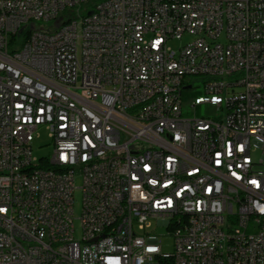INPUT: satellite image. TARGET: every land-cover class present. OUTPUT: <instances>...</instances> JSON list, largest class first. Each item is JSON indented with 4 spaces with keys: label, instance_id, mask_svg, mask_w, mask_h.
<instances>
[{
    "label": "built area",
    "instance_id": "obj_1",
    "mask_svg": "<svg viewBox=\"0 0 264 264\" xmlns=\"http://www.w3.org/2000/svg\"><path fill=\"white\" fill-rule=\"evenodd\" d=\"M89 1L0 0V264H264V0Z\"/></svg>",
    "mask_w": 264,
    "mask_h": 264
},
{
    "label": "rangeland",
    "instance_id": "obj_2",
    "mask_svg": "<svg viewBox=\"0 0 264 264\" xmlns=\"http://www.w3.org/2000/svg\"><path fill=\"white\" fill-rule=\"evenodd\" d=\"M97 2V0H91L81 6V8H75V12L81 11L82 14H86L85 12L91 8V6ZM81 17H64V24L68 23L70 20L80 19ZM35 30H49L50 25L43 21H33L26 25L24 28L23 33L20 35L22 39L30 30L31 28ZM54 29V28H53ZM198 37L192 35H185L180 40H171L169 45L174 50H179L180 48L186 46L187 44L195 41ZM224 41V40H223ZM225 43V41L223 42ZM194 83L196 86H199L202 89V81L200 77L193 78ZM40 137L37 138L33 145L34 155L38 158H48L52 154L53 146L51 143V139L49 137L48 132L45 129H42L40 132ZM255 157L260 158L261 154H255ZM81 180L77 179L76 186L79 188L81 187ZM81 201L82 195L81 191L77 190L75 193V214L77 217L81 215ZM77 227H79V223L76 222ZM158 234L163 235V250L165 253H172L174 251V244L173 239L168 236V231L165 227H160L158 229Z\"/></svg>",
    "mask_w": 264,
    "mask_h": 264
},
{
    "label": "bare ground",
    "instance_id": "obj_3",
    "mask_svg": "<svg viewBox=\"0 0 264 264\" xmlns=\"http://www.w3.org/2000/svg\"><path fill=\"white\" fill-rule=\"evenodd\" d=\"M64 25H84V17L70 20ZM26 173H30V179L39 180L40 171H38V163H26ZM166 261H175V254H166Z\"/></svg>",
    "mask_w": 264,
    "mask_h": 264
},
{
    "label": "trees",
    "instance_id": "obj_4",
    "mask_svg": "<svg viewBox=\"0 0 264 264\" xmlns=\"http://www.w3.org/2000/svg\"><path fill=\"white\" fill-rule=\"evenodd\" d=\"M98 1H101V0H97V2H98ZM195 95H196V94H191L190 96H195Z\"/></svg>",
    "mask_w": 264,
    "mask_h": 264
},
{
    "label": "water",
    "instance_id": "obj_5",
    "mask_svg": "<svg viewBox=\"0 0 264 264\" xmlns=\"http://www.w3.org/2000/svg\"><path fill=\"white\" fill-rule=\"evenodd\" d=\"M22 31H20V33H21Z\"/></svg>",
    "mask_w": 264,
    "mask_h": 264
}]
</instances>
